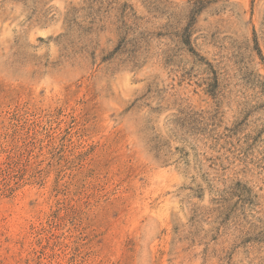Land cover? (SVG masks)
<instances>
[{
  "label": "rangeland",
  "instance_id": "1",
  "mask_svg": "<svg viewBox=\"0 0 264 264\" xmlns=\"http://www.w3.org/2000/svg\"><path fill=\"white\" fill-rule=\"evenodd\" d=\"M0 264H264V0H0Z\"/></svg>",
  "mask_w": 264,
  "mask_h": 264
}]
</instances>
